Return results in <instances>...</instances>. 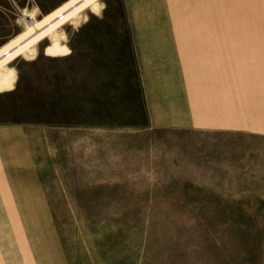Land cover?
I'll return each instance as SVG.
<instances>
[{"label":"rangeland","instance_id":"374dc122","mask_svg":"<svg viewBox=\"0 0 264 264\" xmlns=\"http://www.w3.org/2000/svg\"><path fill=\"white\" fill-rule=\"evenodd\" d=\"M0 1L1 46L64 0ZM8 127L0 264H264V0H98L0 70Z\"/></svg>","mask_w":264,"mask_h":264},{"label":"crops","instance_id":"0c3cea01","mask_svg":"<svg viewBox=\"0 0 264 264\" xmlns=\"http://www.w3.org/2000/svg\"><path fill=\"white\" fill-rule=\"evenodd\" d=\"M97 1L98 0H64L47 13L41 14L39 17H36L34 13H26L24 16L34 17L36 22L35 26L31 28H23V30L17 35L0 46V70L33 45L42 42L54 34L62 32V26L65 23L74 19L78 13L92 6ZM0 4L3 3L0 1ZM150 36L174 37V34L172 30H167L164 32V34H150ZM189 36L194 35L189 34ZM204 42H206V40H204ZM203 58H205V56ZM221 100L222 98H220V102H216V110L222 109ZM17 129L19 128H0V136H2L3 133L17 131Z\"/></svg>","mask_w":264,"mask_h":264},{"label":"bare ground","instance_id":"6f19581e","mask_svg":"<svg viewBox=\"0 0 264 264\" xmlns=\"http://www.w3.org/2000/svg\"><path fill=\"white\" fill-rule=\"evenodd\" d=\"M35 19H34V17H33V19H32V21H34Z\"/></svg>","mask_w":264,"mask_h":264}]
</instances>
